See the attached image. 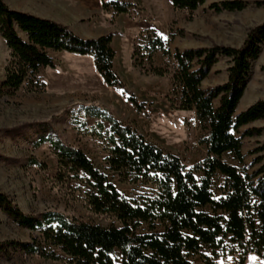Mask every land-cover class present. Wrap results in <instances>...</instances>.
Wrapping results in <instances>:
<instances>
[{
    "label": "trees",
    "instance_id": "trees-1",
    "mask_svg": "<svg viewBox=\"0 0 264 264\" xmlns=\"http://www.w3.org/2000/svg\"><path fill=\"white\" fill-rule=\"evenodd\" d=\"M205 1L170 3L175 9L192 13ZM100 5L112 16L128 13L136 6L129 0H100ZM246 6L242 0H219L209 5L215 12L242 10ZM112 35L110 32L84 38L65 24L13 9L0 0V36L9 50L0 95H12L23 86L27 91H43L45 83L38 73L53 68L51 52L60 51L92 56L104 83L124 89L113 69ZM263 45L264 23L252 28L239 47L214 44L171 50L168 39L154 29L141 30L133 41L132 66L163 76L169 72V64L155 65L154 54L160 51L173 61L172 85L177 98L169 99L170 107L195 112L203 130L199 143L205 146V157L192 169H186L178 156L164 152L101 107H70L68 115L75 117L87 134L104 139L107 168L121 181L149 185L150 194L139 199L125 197L80 148L64 143L47 122L37 123L34 127L39 133L30 141V147L48 143L52 148L56 183L76 181L80 200L92 213L112 223L96 224L54 210L24 213L0 192V209L18 226L36 232L30 241L0 242V253L13 249L50 260L64 259L62 253L67 264H192V256H198L202 264H216L227 240L231 244L228 253H237L238 264H244L248 253L264 259V156L252 159L250 166H259L251 172L247 167L240 171L222 158L230 154L243 165L242 137L264 132V127L245 128L237 135L241 127L264 118V99L236 113L251 64ZM218 57L227 58L225 82L202 88V80ZM127 100L137 109L144 107L132 93ZM86 118L95 119V126L86 127ZM103 122L109 124L108 130H104ZM26 165L45 168L35 157H29ZM195 172L201 176L197 178ZM217 173L223 175L224 183L221 194L214 197L212 184ZM143 225L146 231L141 230ZM202 248L210 250V255L204 254Z\"/></svg>",
    "mask_w": 264,
    "mask_h": 264
},
{
    "label": "rangeland",
    "instance_id": "rangeland-1",
    "mask_svg": "<svg viewBox=\"0 0 264 264\" xmlns=\"http://www.w3.org/2000/svg\"><path fill=\"white\" fill-rule=\"evenodd\" d=\"M9 7L38 16L50 18L67 25L74 33L84 38H93L112 33L111 47L115 51L114 71L124 83V89L108 86L85 62H81L79 73L72 66L73 61L61 52H52L53 68L41 69L38 77L44 81L43 91H27L23 86L12 95H0V192L4 193L22 212L38 214L54 210L101 225H109L112 220L92 213L80 200L79 186L74 180L64 184L56 183V158L48 143L32 149L30 141L39 133L35 124L47 122L56 135L66 144L80 148L93 165L106 174L116 189L129 199H139L150 194L151 187L143 183L121 181L118 174L110 171L104 158L107 155L104 139L87 134L85 127L79 126L75 117L69 116L68 108L77 110L78 105H95L106 110L114 118L133 127L147 141L164 152L178 156L186 169L201 161L206 149L199 139L203 134L193 110L171 108L169 99L176 100L173 93L172 76L175 70L172 60L160 51L154 54V64H169V72L163 76L144 73L132 66L133 41L138 33L147 28L168 39L171 50L225 45L239 47L248 32L264 23V0H242L247 6L242 10L215 12L206 0L192 13L172 7L170 0H129L136 4L128 13L112 16L111 11L101 9L100 0H3ZM257 2H260L257 3ZM9 59V50L0 36V83L4 78V67ZM201 82L207 88L225 82L227 60L217 59ZM264 45L258 58L252 62L251 70L236 107V113L249 105L264 99ZM62 77V78H60ZM63 82V83H62ZM129 93L144 104L137 109L127 100ZM88 128L95 126L96 120L86 118ZM104 130L109 124L103 122ZM264 127V118L239 129ZM241 152L243 165L230 154L223 160L236 166L240 171L247 167L251 172L259 164L250 166L252 159L264 156V132L242 137ZM262 148V149H260ZM29 157H35L45 164V168L26 165ZM197 178L200 172L194 173ZM224 177L217 173L213 178L214 197L221 194ZM115 223V222H114ZM115 225H118L115 223ZM146 225L141 227L146 231ZM36 232L24 229L0 209V242L30 241ZM231 244L225 240L223 255L215 259L216 264H238L237 253H228ZM204 254L210 250L202 248ZM64 259L50 260L35 254L25 255L9 249L0 253V264H67ZM255 255V254H254ZM251 255L248 264H255ZM192 264H202L198 256L189 258Z\"/></svg>",
    "mask_w": 264,
    "mask_h": 264
},
{
    "label": "crops",
    "instance_id": "crops-1",
    "mask_svg": "<svg viewBox=\"0 0 264 264\" xmlns=\"http://www.w3.org/2000/svg\"><path fill=\"white\" fill-rule=\"evenodd\" d=\"M123 15V14H122ZM61 53H63V55L69 57L70 59H72V61L74 62L73 63V67L77 70V72L79 73V71L81 70L80 69V66H81V62H85L87 65H89L90 68H94V62H93V57L90 56V55H77V54H74V53H68V52H65V51H60ZM52 53V52H51ZM221 58V57H218V59ZM224 58L225 60H227L226 57H222ZM114 62H115V59L113 60V65H114ZM218 62V61H217ZM216 62V63H217ZM228 66V65H227ZM215 68V65L212 67V69ZM81 72V71H80ZM62 78V77H60ZM63 83V82H62ZM251 255H254V253H248L244 259V264H248V259ZM256 255V254H255ZM254 255V257H255ZM258 256V255H257ZM259 257V256H258ZM254 261H255V264H264V261L260 260L259 258L255 257L253 258ZM262 259V258H261Z\"/></svg>",
    "mask_w": 264,
    "mask_h": 264
}]
</instances>
